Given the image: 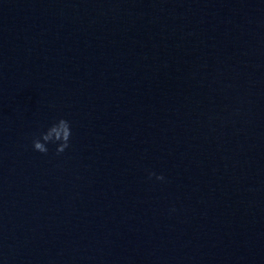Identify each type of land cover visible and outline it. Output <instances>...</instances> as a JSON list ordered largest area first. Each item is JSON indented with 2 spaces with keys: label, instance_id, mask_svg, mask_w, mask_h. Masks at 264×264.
Listing matches in <instances>:
<instances>
[{
  "label": "water",
  "instance_id": "1",
  "mask_svg": "<svg viewBox=\"0 0 264 264\" xmlns=\"http://www.w3.org/2000/svg\"><path fill=\"white\" fill-rule=\"evenodd\" d=\"M0 264H264V0H0Z\"/></svg>",
  "mask_w": 264,
  "mask_h": 264
},
{
  "label": "clouds",
  "instance_id": "2",
  "mask_svg": "<svg viewBox=\"0 0 264 264\" xmlns=\"http://www.w3.org/2000/svg\"><path fill=\"white\" fill-rule=\"evenodd\" d=\"M72 136V129L70 121L64 118H60L54 122L46 132H41L38 136H34L32 139V146L35 151L42 154H47L49 151L48 144H56V153L60 155L70 147V140ZM149 179L153 176L157 180L163 181L165 177L163 175H156L154 172H149Z\"/></svg>",
  "mask_w": 264,
  "mask_h": 264
}]
</instances>
